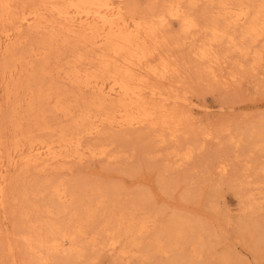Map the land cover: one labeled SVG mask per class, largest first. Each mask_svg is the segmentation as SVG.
<instances>
[{
  "label": "rangeland",
  "instance_id": "374dc122",
  "mask_svg": "<svg viewBox=\"0 0 264 264\" xmlns=\"http://www.w3.org/2000/svg\"><path fill=\"white\" fill-rule=\"evenodd\" d=\"M127 1L137 13L147 12L148 0ZM212 12L204 1L193 9L201 17V25ZM163 34L170 38V45L160 55L171 64L173 61L179 71L151 85L168 93L165 105L181 116L183 125L179 131L170 138L169 133L148 126H107L95 137H85L82 145L105 149L111 158H72L45 170L11 168L9 200L0 212V264H36L25 239L32 235V225L57 222L56 215L51 214L53 208L48 217L42 213L45 207L52 206L43 186L56 183L76 191L81 218L85 207L95 206L98 200L97 196L88 198L91 192L98 190L103 204L83 229L85 235L78 241L82 250L79 260L70 261L66 253H61L51 255L48 264H186L188 260L190 264H264V140L258 137V131L264 130V53L261 62L254 65L252 56L242 59L229 52L227 46H218L215 52L221 62L211 65L214 76L207 71L208 64L198 63L191 55L194 41H203L202 34H195L184 46L175 45L180 27L174 20ZM42 36L23 29L20 43L0 51V68L11 66L12 56H25L24 63H30L27 69L18 65L12 79L8 73L4 80L0 76V89L8 83L18 88L22 83L9 99L2 93L0 96V161L4 165L17 143L26 150L36 139L34 145L56 140L55 128L70 132L74 127L72 119L83 110L89 111L92 92L78 90L57 72V67L66 62L72 44L59 45L53 52L60 54V62H54V55L49 56L46 83L39 84L42 91L61 92V101L65 99L61 104L70 108L66 107L68 116L53 109V96L43 105L34 100V110L29 111L30 98L25 92L28 86L23 83L41 79L39 65L43 59L28 50L34 49ZM261 45L262 42L255 49ZM89 109L92 115L95 109ZM90 124L85 121L82 128ZM44 125L48 131L42 130ZM187 151L192 154L184 160ZM221 166H225V172H221ZM26 213L28 218L24 217ZM111 214L131 215L135 221L144 219L146 229L134 244L122 237L119 246L110 248L112 235L106 232L112 226L106 222ZM175 222L191 227L182 241L175 242L172 235V229L178 227ZM190 231L195 232L194 238ZM195 238L202 245L190 247L189 241ZM174 243L177 247L170 249ZM158 244L165 247V252L157 250ZM181 256L186 259L181 260Z\"/></svg>",
  "mask_w": 264,
  "mask_h": 264
},
{
  "label": "bare ground",
  "instance_id": "6f19581e",
  "mask_svg": "<svg viewBox=\"0 0 264 264\" xmlns=\"http://www.w3.org/2000/svg\"><path fill=\"white\" fill-rule=\"evenodd\" d=\"M200 1L210 5L211 12H215H212L202 25L199 21L201 17L193 13ZM18 2L19 0H0V25L3 26L0 51H8L19 40L23 29L43 34L35 48L28 50L34 57L40 56L43 59L39 65L41 79L36 81L30 78L32 80L27 81V77V82L23 83V86H28L25 92L30 98L29 111L34 110V100L43 105L53 96V109L64 117L68 116L69 107H63L61 104L65 100L61 101V92L49 93L39 89V86L46 83L49 56L54 55L53 52L59 45L72 44L66 62L57 67V72L62 73L64 79L78 90L92 92L88 110L91 112L89 107H93L95 112L91 115L89 111H81L78 117L72 119L74 127L70 132L55 128L56 140L54 137V140L40 141L34 145L36 139L26 150L15 143L14 154H8L7 164L4 165V162L0 161V212L5 210L9 200L11 168L40 167L45 170L52 164L72 158H111L105 149L97 150L82 145L85 137H95L104 127L122 129L148 126L162 133H169L170 138L176 135L183 125L181 116L166 108L165 103L169 102L168 93L151 85L153 81L161 82L179 71L172 60L171 64L160 55V52L170 45V38L163 37V30L173 20L180 27V35L175 45H183L189 39L193 40L197 33L204 36L199 44L194 41L196 45L192 44L191 55L198 63L208 64L206 69L210 75H214L211 65L221 62V57L215 52L218 46H227L229 52L238 54L242 59L252 56L254 65L261 62L264 53V0H148L147 12L143 14L137 13L127 0ZM261 42V47L255 49ZM26 58L20 55L12 56V65H3L0 68L1 79L4 80L6 73L9 74V79H12L17 73L15 68L18 65H25L23 69H27L30 63H24ZM53 60L60 62V54L54 55ZM12 84L3 86L0 96L2 93L9 99L12 94H17L22 83L18 88ZM31 84L37 87L33 89ZM2 85L0 80V88ZM49 91L52 92L51 89ZM85 121H91V124L82 128ZM42 130L48 131L49 127L44 125ZM258 132L261 134L258 137L264 140V130ZM191 154V151H187L183 159H189ZM220 170L225 172V166H221ZM75 192L71 186L61 183L43 186V193L48 194V202L52 206L45 207L42 213L47 217L55 214L57 222H43L30 228L32 235L25 240L36 264H48L51 255L61 253H66L70 261H77L81 257L82 250L78 241L85 235L83 229L86 223L92 221L95 209L100 207L103 201L98 190L96 193L91 192L88 198L97 196L98 200L96 199L95 206L89 204L85 207L84 217L81 218L78 212V195ZM50 207L53 208L52 213ZM28 216L27 213L24 215L25 218ZM135 219L131 215L126 217L123 214H111L108 217L106 225L112 226V229L106 232L107 235H112L108 244L110 248L119 246L122 237L128 239L129 244H134L135 238L146 229L144 219ZM174 225L178 226L172 229L175 242L183 240L186 232L191 230L190 226L181 222H175ZM192 237L194 238V235ZM200 244L198 238L189 241L190 247ZM175 247V243L171 244L170 249ZM157 250L165 252V247L158 244ZM183 259L186 258L181 256V260ZM188 261L186 264H190Z\"/></svg>",
  "mask_w": 264,
  "mask_h": 264
}]
</instances>
